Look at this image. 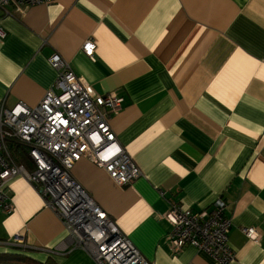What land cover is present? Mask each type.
<instances>
[{"label":"crops","instance_id":"obj_1","mask_svg":"<svg viewBox=\"0 0 264 264\" xmlns=\"http://www.w3.org/2000/svg\"><path fill=\"white\" fill-rule=\"evenodd\" d=\"M0 30V108L36 106L56 79L55 54L97 95L123 99L110 128L141 176L120 187L87 159L71 175L144 258L216 264L189 245L173 252L162 215L222 197L229 264H264V0H51L1 15ZM87 40L94 60L82 51ZM8 195L0 253L95 264L64 246L61 220L26 180L13 178ZM16 235L24 247L7 243Z\"/></svg>","mask_w":264,"mask_h":264},{"label":"built area","instance_id":"obj_2","mask_svg":"<svg viewBox=\"0 0 264 264\" xmlns=\"http://www.w3.org/2000/svg\"><path fill=\"white\" fill-rule=\"evenodd\" d=\"M50 1L0 0V16L24 14L30 7ZM5 37L0 30V39ZM82 51L94 60L92 40L84 42ZM48 62L56 79L36 106L18 102L10 109L0 108V211L11 212L8 184L13 178H23L61 220L67 232L64 246L82 250L95 264H151L71 175L74 165L87 159L120 187L141 176L110 128L123 99L114 92L97 95L57 54ZM15 147L25 151V163L12 157ZM224 212L222 197L197 212L171 204L162 215L170 224L166 240L171 250L179 252L189 245L216 264H229L234 257L228 246L231 220ZM242 232L253 242L259 241L256 230ZM7 243L24 247L19 235Z\"/></svg>","mask_w":264,"mask_h":264},{"label":"trees","instance_id":"obj_3","mask_svg":"<svg viewBox=\"0 0 264 264\" xmlns=\"http://www.w3.org/2000/svg\"><path fill=\"white\" fill-rule=\"evenodd\" d=\"M15 147L11 149V155L17 163H25V151ZM0 264H56L51 258H47L44 262H39L26 254L21 249L0 253Z\"/></svg>","mask_w":264,"mask_h":264},{"label":"rangeland","instance_id":"obj_4","mask_svg":"<svg viewBox=\"0 0 264 264\" xmlns=\"http://www.w3.org/2000/svg\"><path fill=\"white\" fill-rule=\"evenodd\" d=\"M94 262V261H93Z\"/></svg>","mask_w":264,"mask_h":264}]
</instances>
